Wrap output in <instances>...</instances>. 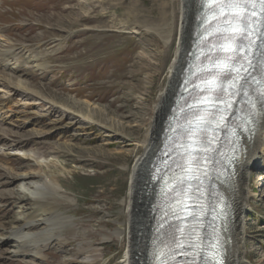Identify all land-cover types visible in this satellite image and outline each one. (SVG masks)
Wrapping results in <instances>:
<instances>
[{
	"label": "rangeland",
	"instance_id": "obj_1",
	"mask_svg": "<svg viewBox=\"0 0 264 264\" xmlns=\"http://www.w3.org/2000/svg\"><path fill=\"white\" fill-rule=\"evenodd\" d=\"M117 2L0 0L1 48L39 54L38 63L49 64L28 76V90L0 83V96L12 97L9 105L15 107L21 119L32 118L13 127L21 139H37L39 146L72 139L62 151L68 169L75 172L64 177L63 186L77 203L64 209L79 223L66 225L64 236L71 240L65 245L68 252L77 251L75 241L83 238L84 229L90 230L87 239L94 240L104 254L101 264L119 262L127 252L128 235L127 240L126 235L103 240L102 233L111 234L118 221L125 224L134 160L151 128L152 109L160 101L179 42L177 35L164 70L161 60L166 48L157 31L146 30L142 17L146 9H155L154 3ZM133 8L140 13L133 14ZM0 72L10 74L4 67ZM80 107L84 112L93 108L92 119H82L81 124L76 115ZM81 125L87 126L85 132L79 130ZM3 149L2 163L17 167V158L6 157ZM255 162L244 214L246 254L240 264H264L262 152ZM5 178L6 172L0 168V179ZM48 253L51 258L40 263L22 255L7 260L0 249V264H56L71 256L53 248Z\"/></svg>",
	"mask_w": 264,
	"mask_h": 264
},
{
	"label": "bare ground",
	"instance_id": "obj_2",
	"mask_svg": "<svg viewBox=\"0 0 264 264\" xmlns=\"http://www.w3.org/2000/svg\"><path fill=\"white\" fill-rule=\"evenodd\" d=\"M100 1L108 4L115 0ZM117 1L121 3L122 0ZM150 1L156 7L154 9L151 6L146 9V15L142 17L146 30L157 31L166 48L162 55L164 59L161 60L164 70L171 57L170 52L177 40V35L179 42L174 56L172 55L173 59L169 63L165 86L161 87L160 101L152 109L151 128L134 160L125 224L115 221L117 226L111 230V234L102 233L103 240L111 239L113 236L123 238L125 235L127 240L128 235L127 252L119 262L110 264H150L152 214L157 197V186L151 183L152 164L161 149L166 121L179 93L181 78L193 58V53L190 54V52L195 33L199 28L198 20H202L203 15L202 0ZM132 11L133 14L140 13L135 8ZM148 20L152 23L154 21L155 24L148 23ZM1 46L4 47V45L0 43V67L9 69L10 74L0 72V77L2 76L0 83L10 85L13 89H30L26 81L28 76L36 70L42 71L46 65L38 63L41 55L26 54L24 50L12 47L3 50ZM14 67L18 69H13ZM36 93L39 94L38 91ZM12 100L11 96L7 98L0 96V148H4V151L6 149V157H16L19 163L17 167L13 164L6 166L0 158V168L6 172V178L0 179V249L7 255V260L22 255L30 257L33 261L45 263L51 258L48 251L53 248L71 255L58 260L56 264H101L104 254L94 240L87 239L90 230L84 229L83 238L75 241L77 251L68 252L65 245L71 240L64 236L66 225L79 223L64 209L77 203V198L70 196L63 186L64 177L72 174V171L68 169L67 158L62 147L69 145L72 139L57 141V145L44 146L37 145V139H33L32 142L21 139L13 127H20L23 123L30 122L32 118L21 119V115L15 112V107L9 105ZM77 109L79 114L76 115L80 116L77 123L81 124L82 119L85 118L92 119L93 108L92 110L87 108L85 112L84 107ZM257 109L259 117L256 119V128L253 134L244 140L245 149L235 170L232 189L225 196L233 211L231 244L227 249L225 264H240L246 254L244 214L249 196L248 183L258 153L264 154V109L259 107ZM74 112L76 111H72ZM80 127V131L87 130V126ZM33 130H35L34 127ZM81 231L79 227V232Z\"/></svg>",
	"mask_w": 264,
	"mask_h": 264
},
{
	"label": "snow or ice",
	"instance_id": "obj_3",
	"mask_svg": "<svg viewBox=\"0 0 264 264\" xmlns=\"http://www.w3.org/2000/svg\"><path fill=\"white\" fill-rule=\"evenodd\" d=\"M210 3L220 5L219 9H212L213 15H220L222 17V31L219 36L221 41L219 47L222 51L230 53L226 55L224 60L223 71L221 72V81L218 85L219 92H224L223 87L225 80H232L233 86L237 88L235 94H245V85L248 84V77L239 76V72L243 69L247 71L251 69L256 71L259 69L261 74L264 75V10L261 11V19L259 24L255 19L256 11L254 8H248V5L260 4L264 6V0H209ZM227 13V15H225ZM251 17V19H250ZM256 25V26H254ZM252 37H255L254 39ZM214 63H220V57H217ZM247 64V69H245ZM236 72L237 77H233L232 73ZM242 81L236 85V79ZM208 83V81H205ZM211 87L206 88L204 91H212ZM264 94L258 96L256 102L253 103V107L259 106L264 109ZM215 99H221V96L217 94ZM201 123L205 126L201 128V132L206 131V126L209 123L208 120H202ZM189 133H193L190 128ZM200 144H207L206 137H202L199 140ZM207 150L206 148L204 149ZM191 155V153H189ZM198 166L200 163L199 153L197 152V158L193 161ZM183 167V166H182ZM179 231V229H177ZM178 243V241H177Z\"/></svg>",
	"mask_w": 264,
	"mask_h": 264
}]
</instances>
